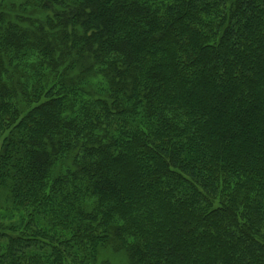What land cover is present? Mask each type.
I'll use <instances>...</instances> for the list:
<instances>
[{
    "label": "trees",
    "instance_id": "obj_1",
    "mask_svg": "<svg viewBox=\"0 0 264 264\" xmlns=\"http://www.w3.org/2000/svg\"><path fill=\"white\" fill-rule=\"evenodd\" d=\"M0 136V264H264V0H0Z\"/></svg>",
    "mask_w": 264,
    "mask_h": 264
},
{
    "label": "rangeland",
    "instance_id": "obj_2",
    "mask_svg": "<svg viewBox=\"0 0 264 264\" xmlns=\"http://www.w3.org/2000/svg\"><path fill=\"white\" fill-rule=\"evenodd\" d=\"M11 1H20V0H8ZM0 136V141H1ZM59 165V164H58ZM57 165V166H58ZM57 171H60L63 168V165L58 166ZM56 173V172H55ZM9 202L6 201L4 192L1 191L0 193V219H2L4 222H6L5 218L9 215H14V213L11 211ZM13 220H16L14 218ZM98 261L102 264H129L128 258L126 257L125 253H123L121 250H115L111 245L106 246L102 248L99 252ZM102 261V262H101ZM99 263V264H100Z\"/></svg>",
    "mask_w": 264,
    "mask_h": 264
}]
</instances>
